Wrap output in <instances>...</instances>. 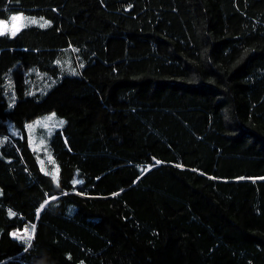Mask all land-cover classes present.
Returning <instances> with one entry per match:
<instances>
[{
    "label": "trees",
    "instance_id": "obj_1",
    "mask_svg": "<svg viewBox=\"0 0 264 264\" xmlns=\"http://www.w3.org/2000/svg\"><path fill=\"white\" fill-rule=\"evenodd\" d=\"M17 13L51 23L0 36V264H264V0ZM53 111L58 182L26 129Z\"/></svg>",
    "mask_w": 264,
    "mask_h": 264
},
{
    "label": "rangeland",
    "instance_id": "obj_2",
    "mask_svg": "<svg viewBox=\"0 0 264 264\" xmlns=\"http://www.w3.org/2000/svg\"><path fill=\"white\" fill-rule=\"evenodd\" d=\"M21 17V19L12 21V17ZM10 19H0V21H3L5 25L7 26V32L9 31L10 33L13 30H16L20 25L21 26H28V25H40L44 23L45 21L50 22L51 21L40 15H32V14H23V13H17L13 14ZM31 20L37 21V23H31ZM49 23V24H50ZM68 60L66 63H63L64 66L67 69H70L71 71L74 70V62H78V57L75 53H69L68 54ZM77 71L74 70V73ZM41 76L40 82L43 83L44 85L40 88L43 87H48L50 88V81L46 80V77L43 76L42 74H39ZM50 85V86H49ZM67 123L66 117L58 114L57 112H49L46 114H43L31 121H28L26 123V129L30 141V145L34 150L37 152V156L39 158V163L41 165V168L44 172L49 173L53 176L56 182L59 181V174H60V164L55 157L52 146H51V140L52 137L57 129L63 128ZM10 125V130L13 134H19L20 133V128L15 125L14 122L9 121ZM31 125V127H29ZM75 182L78 183L80 182V177L79 174H76L75 177ZM2 192L1 187H0V193ZM29 228L26 227L25 230L21 233L20 230H14L12 232L13 236L19 239H22L24 241H27L28 236H29Z\"/></svg>",
    "mask_w": 264,
    "mask_h": 264
},
{
    "label": "snow or ice",
    "instance_id": "obj_3",
    "mask_svg": "<svg viewBox=\"0 0 264 264\" xmlns=\"http://www.w3.org/2000/svg\"><path fill=\"white\" fill-rule=\"evenodd\" d=\"M11 19H12V21H16V20L21 19V17H16V16H14V17H12ZM30 22H31V23H37V21H35V20H31ZM49 23H50V22L45 21L44 23L40 24V26H41V27H47V26L49 25ZM6 31H7V26L5 25V23H4L3 21H0V36L5 35ZM11 34H12V35H15V34H16L15 30H13V31L11 32ZM29 127H31V125H30ZM54 178H55V177H54Z\"/></svg>",
    "mask_w": 264,
    "mask_h": 264
},
{
    "label": "crops",
    "instance_id": "obj_4",
    "mask_svg": "<svg viewBox=\"0 0 264 264\" xmlns=\"http://www.w3.org/2000/svg\"><path fill=\"white\" fill-rule=\"evenodd\" d=\"M22 28V26L20 25L16 30H15V32H17L19 29H21ZM7 32V31H6Z\"/></svg>",
    "mask_w": 264,
    "mask_h": 264
}]
</instances>
